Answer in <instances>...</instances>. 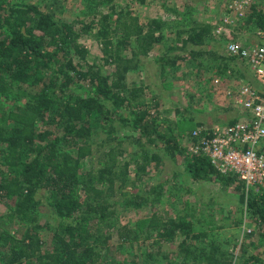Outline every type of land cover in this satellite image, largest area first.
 <instances>
[{
	"label": "trees",
	"instance_id": "trees-1",
	"mask_svg": "<svg viewBox=\"0 0 264 264\" xmlns=\"http://www.w3.org/2000/svg\"><path fill=\"white\" fill-rule=\"evenodd\" d=\"M80 2L84 10L64 19L60 0H0V202H11L0 214V264H118L107 258L110 231L130 237L118 215L143 206L152 211L146 232H155V254L161 243L178 240L177 258L165 264H232V253L213 241L199 245L205 234L186 214L154 208L162 184L136 185L164 156L180 158L194 183L236 184L245 212L264 223V192H246L237 176L183 147L157 97L150 100L142 84L128 79L141 58L151 57L161 74L187 58L153 53L165 38L155 13L142 19L116 0ZM186 18L178 20L184 25L175 29V48L195 58L213 24ZM245 21L254 29L264 15L252 8ZM87 34L101 44L108 72L88 59L81 42ZM127 142L134 149L120 158ZM158 146L163 153L151 150ZM40 208L53 223H39ZM15 221L25 225L21 233L11 228Z\"/></svg>",
	"mask_w": 264,
	"mask_h": 264
},
{
	"label": "rangeland",
	"instance_id": "rangeland-1",
	"mask_svg": "<svg viewBox=\"0 0 264 264\" xmlns=\"http://www.w3.org/2000/svg\"><path fill=\"white\" fill-rule=\"evenodd\" d=\"M116 1L122 6L128 4L142 19L155 13L164 22L165 38L161 44L155 46L153 53L166 52L169 56L180 53L187 58L179 60L175 67H169L167 74L160 73L158 63L151 61V57L141 58V67L129 73L128 77L129 81L144 86L147 98L157 97L164 123L171 125L183 147L189 149L192 144L191 132L196 128H210L212 125H225L234 120L248 118L241 106H237L225 93L239 79L253 83L246 63L225 55L221 44L226 40L222 38L221 41L211 33L203 46L196 47L201 53L195 58H189L188 50L183 53L177 51L175 47L179 43H174L176 27L184 25L178 20L183 19V23H187L189 20L186 16H191L213 24L224 12L227 0H145L144 4L132 0ZM60 2V9L63 10L60 16L64 19L76 16L85 8L80 0ZM262 5L263 2H259L253 9L262 10ZM102 11L109 12L106 4ZM246 25L243 29H234L233 32L242 35V40L253 42V25L251 28ZM185 36L183 34L182 38H186ZM81 42L88 50V59L100 63L103 70L108 72L110 68L105 62L107 57L102 54L99 41L92 34H87L82 36ZM124 53L128 55L130 50ZM216 78L219 79V86L214 83ZM128 133V130H122L119 135ZM124 148L126 152L120 158H128L134 146L127 142ZM151 150L163 153L159 146ZM158 184L163 187L154 208L166 211L171 217L186 214L191 218L194 228L206 237L203 243H199L200 246L207 247L208 242L213 241L216 247L232 253V264H264V223L258 222L245 212V203L240 199L241 192L236 184L218 187L212 183H194L187 176L180 158H170L167 155L157 171L145 174L136 182V185L145 188ZM10 203L0 202V214L9 210ZM151 213L148 206L119 213V226L129 230L130 237L126 240L120 239L116 230H109L111 238L106 251L111 262L115 260L118 264H165L166 258H177L178 240L161 243V251L154 253L158 247L155 232H146V221ZM39 216V223L42 225L48 220L52 221L46 208H40ZM12 227L16 233H21L25 225L15 221ZM149 254L154 256L150 257ZM252 256L256 257L253 259Z\"/></svg>",
	"mask_w": 264,
	"mask_h": 264
},
{
	"label": "built area",
	"instance_id": "built-area-1",
	"mask_svg": "<svg viewBox=\"0 0 264 264\" xmlns=\"http://www.w3.org/2000/svg\"><path fill=\"white\" fill-rule=\"evenodd\" d=\"M259 2H263L260 12L264 15V0H227L212 28L218 39L226 40H221L225 55L245 62L251 74L253 83L239 79L225 92L248 118L194 129L188 149L205 156L221 174L237 176L246 192H264V25L253 29V42L242 40L233 31L243 29ZM214 83L219 86V79Z\"/></svg>",
	"mask_w": 264,
	"mask_h": 264
}]
</instances>
